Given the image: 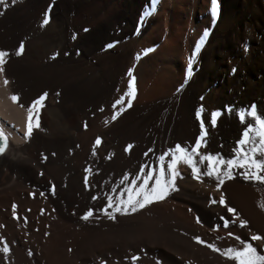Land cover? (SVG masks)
<instances>
[{
	"label": "bare ground",
	"instance_id": "6f19581e",
	"mask_svg": "<svg viewBox=\"0 0 264 264\" xmlns=\"http://www.w3.org/2000/svg\"><path fill=\"white\" fill-rule=\"evenodd\" d=\"M23 5L27 14L29 8L35 15L42 12L49 19L40 39L45 50L66 49L81 79L90 77L92 108L106 122V128H94L87 144V122L80 114L74 142L79 154L93 164L101 155L99 144L114 140L130 125L139 126L134 154L153 155L156 151L158 157L164 156V161L159 162L165 180L169 177L167 165L172 159L171 150L177 145L191 152L196 140L201 138L202 145L197 152L214 153L222 159L259 147L258 126L253 123L247 146L242 152L235 150L245 130L239 114L253 112L255 115L246 119H264V0H217L214 14L210 0H25ZM14 15L6 12L0 16V51L8 53L2 64L7 78L0 71V105L5 117L19 119L18 113L22 110L19 104L29 105L42 95L44 99L39 105L32 104L28 111L33 126L27 138L17 129L3 128L0 120V129L7 138V147L0 154V175L4 176L8 170L23 184H20L22 188L41 194L60 219L73 223L80 241L87 231H96L105 224L116 229L132 224V218L124 221L117 217L116 206H104L91 187L53 190V178L47 170L49 159H45L44 151L56 138L47 134L46 124L38 116L41 113L51 116L57 106L47 99L51 87L40 65L25 64L12 48L11 37L19 16ZM7 22L11 24L6 27ZM7 80L8 88L4 83ZM130 80L134 96L129 105L126 93L132 91ZM82 84L81 97L86 92ZM13 96L15 102L11 99ZM105 106L115 108L104 112ZM77 109L71 101L65 106V114L71 115ZM213 113L216 114L214 124ZM131 126L130 129L134 128ZM163 136L162 145H153ZM175 171L179 175L172 178L173 186L183 189L194 209V221L206 225L210 221L215 224L228 221L227 217L222 220L207 213L206 202L214 192L209 186L187 179L189 169L182 162L175 165ZM7 182L0 180V194L8 190L16 193V187ZM216 190L228 194L227 187ZM244 197L248 205L244 203V206L264 228V193L250 191ZM89 210L92 213L89 218L82 219ZM185 222L189 226L194 224L189 216ZM239 238L247 240L242 233ZM137 253L130 251L128 255L107 258L104 264H132V257H136L135 262L138 260Z\"/></svg>",
	"mask_w": 264,
	"mask_h": 264
},
{
	"label": "rangeland",
	"instance_id": "374dc122",
	"mask_svg": "<svg viewBox=\"0 0 264 264\" xmlns=\"http://www.w3.org/2000/svg\"><path fill=\"white\" fill-rule=\"evenodd\" d=\"M23 1L25 0H5L7 7L0 6V16L6 12L16 14L14 16L19 15L14 35L11 37L12 48L15 52L20 50L19 56L23 62L25 61V64L40 65L45 80L51 87L50 94H46L47 99L57 106L56 112L51 116L43 113L38 116L46 124L47 134L56 138V141L48 145L49 147L46 146L44 151L45 159L50 160L51 158L50 161L48 160L47 170L53 178L51 185L53 190L76 191L82 185L85 189L91 187L96 198H100L99 200L104 206L109 207L111 204L113 207H117L119 205L121 210L116 211L117 217L119 216L124 221L132 218V222H134L117 229L106 224L102 225L96 231H87L81 242L80 234L71 221L60 219L56 215L54 207L41 194H35L28 187L22 188L23 184L15 179L12 172L6 170L4 172L6 178L0 175V180L8 181L7 183L11 187H16V193L8 190L0 194V226H2L0 227V238H3L9 248L7 254L0 251V264H104L105 259L122 254L128 255L130 251L138 252L137 257L139 256L137 262L132 257L134 262L132 264H234L233 261L221 256L219 251H212L207 245H214L220 250L228 247H242L234 239V237H239L240 233L245 234L247 241L256 247L258 254H264V228L246 208L248 205L244 199L246 198L244 196L250 191L253 194L264 193V184L243 178V173L249 167L247 163L244 167L230 169L221 163L218 174L223 178L222 184L215 177L202 174L207 170V162L197 163L196 166L200 171L196 178L193 177L192 169L184 163L189 169L187 179L205 184L214 191L206 202L207 213L212 214L211 217H227V227L224 224H215L211 221L208 225L197 222V220L194 221V209L188 203L180 186H174L175 191L169 188L168 195L162 200H154L143 208L137 206L136 211L132 210L131 205L124 208L122 202H127L130 196L142 199V195H137V190L140 193L151 190L158 173H161L159 157L155 154L156 151L153 155L147 152L146 154H140L141 152L139 155L134 154L135 146H137L135 142L138 140V125H130L134 126L131 129L130 126L128 127L131 132L128 128L123 129L124 134L118 133L114 140L101 142L99 144L101 155L97 158L96 164H93L88 157H82L79 154L74 138L77 117L80 114L85 116L87 122L85 128L87 144L94 128H106V122L100 120L92 108L90 77L86 76V79H81L74 66L76 63L66 49L53 47L48 52L45 50L40 39L42 36L44 37V28L48 25L49 19L47 18L48 22L44 23L47 16L42 12L35 15L29 8L28 14L30 13V15H28ZM10 24L11 22H7L6 27ZM69 60L71 62H68ZM52 65L53 67H51ZM0 69H2L3 77L7 78L2 65H0ZM47 70L50 72L46 73ZM80 83H83L87 92H84L83 97L79 92ZM5 86L9 87L8 80ZM71 101L72 104L78 106V109L72 110V114L67 115L65 106L70 105ZM32 104L34 101L29 105H18L22 108L18 113L19 119L5 117L4 109L0 105V120L3 128L17 129L24 137L26 133L24 128L30 116L28 111L33 106ZM114 108L105 106L104 112H112ZM92 119L94 121L91 122ZM163 138L164 136L153 145H162ZM126 148L127 151H125ZM199 155L218 156L214 153L197 152L193 156L197 162ZM223 160L244 163L243 153L231 155ZM86 169L87 171H85ZM149 172L152 173V176L145 184V176ZM226 172L231 173V178L225 175ZM163 180H165L164 177ZM141 185L144 187L141 188ZM218 187H227L228 194L219 193L216 190ZM222 197L223 205L220 203ZM228 208H232L234 211L229 213ZM186 216L191 218L194 222L193 225L185 224ZM240 221H244L245 224L242 226ZM253 235L261 237V240L252 241L250 238ZM197 238L201 243H197ZM2 247L3 245H0V249ZM41 249L43 252L40 251Z\"/></svg>",
	"mask_w": 264,
	"mask_h": 264
},
{
	"label": "snow or ice",
	"instance_id": "6c2138e0",
	"mask_svg": "<svg viewBox=\"0 0 264 264\" xmlns=\"http://www.w3.org/2000/svg\"><path fill=\"white\" fill-rule=\"evenodd\" d=\"M155 2V0H154ZM212 9L211 11L213 14L215 13L216 10V3L217 0H210ZM0 6H3L4 8L7 7V4L5 3V0H0ZM146 14L141 16V19H145ZM47 17H45L44 23H47ZM108 47H111V45H108ZM22 48V45H21ZM17 55H20V50H17L16 52ZM8 55V53L0 51V65H2L5 60L4 58ZM2 71V69H0ZM7 83V81H5ZM129 93H126V95L129 96L128 103L130 105L131 103V97L134 96V88H133V82L130 80L129 81ZM13 102L16 101V97L13 96L11 97ZM44 99V96L42 95L39 97L37 101H34L35 105H39L40 101ZM123 99V97L121 98ZM119 103V101H118ZM197 118L199 119L200 117V112L197 111L196 113ZM255 114L253 112H248L247 114H239V117L241 119L242 124L245 126V130L242 133L241 139L238 140L237 145H236V151L237 152H242V150L247 146L249 140L251 139L250 137V132H251V125L255 123L258 126V131H257V136L259 137V147H252L249 152H244L243 157H244V163H237L235 160H227L224 161L222 158L218 156H211V155H199V161L197 162L196 160L193 159V155L197 154V149L201 147L202 145V140L201 138H198L196 140V145L192 147L191 152H187L185 149H182L179 145L176 146L174 150H171V155L172 159L168 162L167 165V172L169 173V177L166 180L162 181V175H163V169H161V173L157 175L155 183L153 184L152 188L150 191H146L144 193H140L139 190H137V195H142V199H136L135 197L130 196L129 200L127 202H122L124 203V208L126 209L129 205H131L132 210L136 211L137 206L140 208H143L146 204L152 203L154 200H162L164 197L168 194V189L171 188V190L175 191V188L173 186V177L179 175L178 172L175 171V165L177 163H185L189 168L192 169L193 172V177H197V173L200 171L198 167L196 166L197 163L204 164L207 162V170L204 171L202 174L206 175L208 177H215L219 183H223V178L218 174L219 172V165L221 163L225 164L227 168H233V167H244L245 163L248 164V170L243 173V178L244 179H250L254 182H259L261 184H264V119H255L253 120H248L246 117L248 116H254ZM215 116L216 114L213 113L212 115V123H215ZM115 119V114L112 117ZM32 122H31V112L29 116V124H28V130L25 133V137L27 138L28 135L31 133L32 129ZM205 135L204 133V128L203 124H201V137ZM100 143L99 139H97L96 144L98 145ZM6 144V136L3 132L2 129H0V152L4 151V147ZM131 147V146H129ZM127 151V148L125 149ZM169 153H165V155H168ZM159 160L161 162L164 161V156L159 157ZM143 170V169H142ZM87 171V169L85 170ZM225 175L228 176V178H231V173L226 172ZM152 173L149 172L145 176V184H147V181L149 178H151ZM144 185H141V188H143ZM222 196V194H221ZM220 203L223 205V197L221 198ZM112 205L109 204V207ZM15 207V206H13ZM116 211H120L119 205H117ZM227 211L229 213H232L234 209L228 208ZM91 210L87 212L82 219H88L89 216L91 215ZM110 218L111 215L108 214ZM15 218V216H14ZM223 220L224 218L221 217ZM199 222V221H197ZM241 225L243 226L245 224L244 221H240ZM224 226H228V221H224ZM2 227V226H0ZM231 235V233H229ZM242 247L236 248V247H228L224 250H220L216 248L214 245H207L212 249V251L220 252V255L225 257L229 261H233L234 264H264V254H258L256 247H253L247 240H240L239 237H234ZM252 241H257L261 240V237L253 235L250 238ZM197 243H201L199 238H197ZM0 245H3L2 249L0 251H3L5 254L8 253L9 248L8 245L4 242L3 238H0ZM31 255V253H29ZM136 257H133V260H135Z\"/></svg>",
	"mask_w": 264,
	"mask_h": 264
},
{
	"label": "water",
	"instance_id": "95a60500",
	"mask_svg": "<svg viewBox=\"0 0 264 264\" xmlns=\"http://www.w3.org/2000/svg\"><path fill=\"white\" fill-rule=\"evenodd\" d=\"M6 147H7V138H6V144H5V147H4V151H5ZM3 152H0V154L3 153Z\"/></svg>",
	"mask_w": 264,
	"mask_h": 264
}]
</instances>
